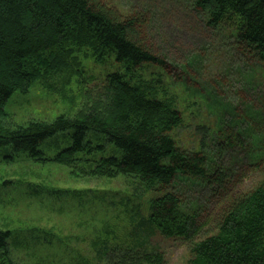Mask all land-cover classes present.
Masks as SVG:
<instances>
[{"label":"rangeland","instance_id":"374dc122","mask_svg":"<svg viewBox=\"0 0 264 264\" xmlns=\"http://www.w3.org/2000/svg\"><path fill=\"white\" fill-rule=\"evenodd\" d=\"M104 1L126 17H140L149 46L166 67L133 68L111 53L96 56L90 47L72 43L58 56L68 63L67 73H52L58 65L52 60L48 70L34 64L41 78L29 94L16 93L8 101L5 125L52 123L89 112L101 99L105 78L119 73L182 112L184 125L173 134L178 145L188 152L207 145L204 153L226 170L232 195L255 190L264 181V66L237 46L241 21L233 17L213 28L195 0ZM72 133L42 144L47 162L12 145L0 149V230L12 233L13 263L106 264L105 248L119 246L130 234L139 240L137 252L158 253L163 264H186L184 241L143 224L149 195L138 182L85 175L102 158L123 157L106 138L90 132L87 141L95 151L78 155L75 167L50 161L72 146ZM172 190L184 211L201 215V224L222 207L214 185L182 177Z\"/></svg>","mask_w":264,"mask_h":264},{"label":"trees","instance_id":"16d2710c","mask_svg":"<svg viewBox=\"0 0 264 264\" xmlns=\"http://www.w3.org/2000/svg\"><path fill=\"white\" fill-rule=\"evenodd\" d=\"M195 5L213 28L239 19L237 46L264 66V0H195ZM147 40L140 17H126L104 0H0V149L12 145L34 161L47 162L42 144L72 131V146L50 161L75 167L78 155L95 151L87 141L93 132L123 157L102 158L85 175L138 182L149 195L143 224H152L166 238L184 241L190 253L186 264H264V181L250 193L232 195L226 170L212 165L215 159L204 153L207 145L202 142L193 152L178 145L173 134L184 125L182 112L151 98L123 75L105 78L101 99L89 112L62 115L52 123L5 125L8 101L16 93L29 94L41 78V68L48 70L52 60L58 63L52 73L68 70V63L58 60L66 46L80 42L96 56L111 53L133 68H165ZM182 177L214 185L222 207L207 224H201L198 213L184 211L172 190ZM11 241L12 233L0 230V260L7 264H14ZM138 241L129 234L119 246L105 248L106 264H163L158 253L137 252Z\"/></svg>","mask_w":264,"mask_h":264}]
</instances>
